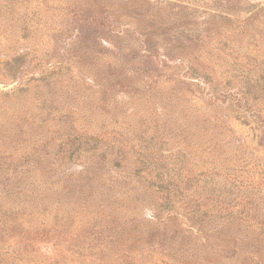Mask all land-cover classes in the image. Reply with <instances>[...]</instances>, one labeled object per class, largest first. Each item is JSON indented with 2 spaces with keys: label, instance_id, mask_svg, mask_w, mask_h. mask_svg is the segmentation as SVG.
I'll return each instance as SVG.
<instances>
[{
  "label": "rangeland",
  "instance_id": "rangeland-1",
  "mask_svg": "<svg viewBox=\"0 0 264 264\" xmlns=\"http://www.w3.org/2000/svg\"><path fill=\"white\" fill-rule=\"evenodd\" d=\"M257 116L264 119V0H0V247L10 251H0V264L21 255L25 261L14 264H79L82 247L103 264H130L150 240L156 241L150 248L157 264L176 254L180 241L170 247L148 234L137 246L133 238L142 229L130 235L127 249L134 254L113 248L109 258L93 249L111 235L90 229V217L79 207L93 194L95 207L105 198L113 202L105 217L113 215L125 228L124 250L126 221L163 231L149 221L158 211L167 220L178 210L181 220L169 237L187 235L189 213L200 209L213 187L238 195L239 204L223 203L225 215L237 210L227 217L237 216L236 227L264 228V184L258 185L264 183V133ZM163 129L174 134L168 143L156 139ZM207 130L217 134L204 135ZM186 131L196 138L185 140ZM209 137L213 148L202 154V139ZM198 139L201 147L193 144ZM82 162H93L100 178L95 188L83 186L87 182L71 188L68 195L75 190L79 206L55 225V211L35 202L32 193L46 187L35 175L42 174L41 185L57 188L76 176ZM184 164L188 175L178 178ZM225 173L257 188L236 190ZM104 177L127 185V194ZM177 188L173 207L167 192ZM189 196L193 201L184 210L179 202ZM61 201L67 203L64 194ZM14 217L19 220L10 222ZM239 229L237 236L248 235ZM251 245L246 241L221 264H264L241 254L255 251Z\"/></svg>",
  "mask_w": 264,
  "mask_h": 264
},
{
  "label": "trees",
  "instance_id": "trees-1",
  "mask_svg": "<svg viewBox=\"0 0 264 264\" xmlns=\"http://www.w3.org/2000/svg\"><path fill=\"white\" fill-rule=\"evenodd\" d=\"M185 61L186 59L184 58H181L180 60V62H185ZM217 98H218L217 96H210V99L212 100H215ZM219 100H221V97H219ZM237 101H239V99H237ZM14 112H18V111H14ZM257 117L259 118V124L261 126L262 132L264 133V119L259 116ZM205 124L208 127L211 126V124L208 122H206ZM208 130L204 132V135H207L208 132H210L211 135L217 134L215 130H212V131H208ZM186 132H188V134L185 137V140L188 137L190 141L196 138L194 137L193 133H190V131H186ZM142 133L148 134L147 131H142ZM155 135L157 136L156 139L158 140V142L168 143V140H170L169 136L174 135V134L169 133L166 129H163L161 131L158 130V133L156 132ZM94 139H95L94 141H97V142L101 141L99 137L94 138ZM198 141L199 139L196 140L195 143L193 144L199 147H201L200 145L201 143L206 144V147L201 149V153L203 154L206 151L207 147L209 150L213 148V144L215 143V138H212V137L204 138L202 139L201 143H198ZM262 141H264V139ZM73 143L74 142H72L71 148H73ZM112 144L113 146H115L117 145V142L114 141L113 143H109V145H112ZM67 146H70V145H67ZM86 146H89L91 150L97 149L92 144H88ZM214 146H215L214 148L217 151H219V148L217 149V144H215ZM120 147L124 149L123 145ZM81 148H85V147L81 146ZM185 148H187V145L185 146ZM90 149L89 150L87 149L86 151H90ZM78 150H80V147L78 148ZM187 151L189 155H191V158H192L193 151H189V150ZM63 153H60V157L55 158V161H56L55 165H58V166L62 165L60 160L62 159L61 157L63 156ZM127 155H128V152L126 151V156ZM37 158H38V162L40 161H42L43 163L46 162L44 160L45 156L43 157L41 153H38ZM126 163L129 165L128 161H126ZM186 164L180 165L184 167H180L181 173L178 174V178H181L182 174L184 173H185V177H187L189 170L187 169ZM128 165L127 167H130V165L129 166ZM79 166L81 167V169L80 171L77 172L76 176H70L69 178L62 179L59 183L61 185H59V187L57 188L52 187V185H55V183L51 184V187H47L46 185L47 183H43V185H41V182L44 179L42 177V174L35 175V177L39 176L38 186H46L45 191L39 190L37 191V193L36 192L32 193L33 195H35L34 196L36 198L35 202H38V203L46 202L51 208V211L52 212L55 211V222H56L55 225L60 224L61 226V224H64L68 218L70 209H72L75 206L77 207L79 206L77 205V203L79 202V199H77L75 190L73 194L68 195L71 188L73 189V187H75L76 185L77 186L80 185L81 182L82 183L87 182L83 184V186H86L88 188H93V187L95 188V181L99 180L100 178L93 171V162H90L89 164L82 162V164ZM45 174L47 175L48 173H45ZM221 176L223 179H225L227 185H229V183H232V185L235 186L234 189L236 190H240L242 188H245L247 190L257 188V183L255 182L248 184V186H244L241 184L242 182L238 180L237 177H235L234 175H228L225 173V174H221ZM107 177H104L103 179L105 183L107 182L108 184L115 186L114 188L116 190L117 188H119L124 195L127 194L126 193L127 192L126 190L128 189L127 185H123L119 182H116V183L112 182ZM262 180L264 181V177H262ZM19 181H22V180L19 178ZM219 184L221 186V184L223 183H218V185ZM262 184H264L262 181L258 182V185L262 186ZM6 186L12 187L14 186V183L9 182ZM178 191H179V188L175 189L172 192H169V191L167 192L168 194H171V195L167 196L166 199L171 201L169 203H173L172 204L173 207L177 206L176 205L177 201H175L174 198L177 196ZM211 191H212L211 195L208 196V198L205 199L203 202L200 201L199 205H197L200 207V209H196L189 213L190 216H188V218L190 219L191 223L187 225L188 226L187 229L183 228L184 232L187 231V235H178L179 232H175L173 233L174 236L169 237V234H170L169 231L173 230V227H175L181 220V213L178 210H174L172 213H170L167 220H165L162 217L164 216L162 215V211H158L154 213L152 219H150L149 221L158 222L160 227L164 229L163 231L160 230L159 228H155L154 232H152V231H149L148 223L144 227H141L140 223L126 221V239H125L126 240V250L123 249L124 247H123V242H122L123 235L125 234L124 233L125 228H121L120 224L115 225V217L113 215L108 214L110 216L105 217V211L110 212L111 210V204L113 203L111 200H108L105 198V201L103 204H99L98 207H95V204L93 203L95 201V194H93L91 198L89 197V198L83 199L84 205L82 207L81 206L79 207L83 210V213L84 212L87 213L88 215L87 218L90 217V221H88V225L90 229L95 227L96 228L95 230L98 231V233L100 234L102 232L104 233L109 232L111 234V235H108L107 239H105V243L95 246L93 248V249L98 248L101 250V252L107 253L109 258L111 257L113 248H116L117 250H119L118 252L120 251L126 252V255H128V253L134 254L133 249H130V248L127 249L128 242L131 241L130 235H137L138 233L136 232L142 229L144 234H142L139 238H133L134 239L133 243H136L137 246L142 245V242L138 243V239L139 241L146 239L145 238L147 236L146 234L149 235V238L150 237L151 238L158 237L160 239L162 238L164 241H167L169 243L170 247H174L173 242L180 241V244L176 246L177 248L174 247L173 249L176 252V254L163 255L164 258L168 257L167 264H221L223 262L222 260L224 258H228L229 254H233V255L238 254L240 252V248H243V245H245L246 241L251 242L252 244L251 248L255 250V251H249L248 253L246 250L241 251V254H243L246 257V260L248 261L250 260V258L255 257L263 261L264 260V228L261 227L260 229L259 227H253L252 226L253 224H251L250 226L248 225L246 227L244 225L240 227H236L233 220H235L237 216L233 215L232 216L233 218L230 217V219L227 217L230 215V213L233 214L237 210L234 211L235 209H231L229 214L225 215V212H227L228 208L224 207L223 203L225 201V202H233V203L235 202L239 204L240 200L238 199V195H235V193L232 192V190H230V192L227 191L223 193L221 187L220 189L213 187ZM41 192L43 194L42 196L39 195L41 194ZM6 193L9 194L11 192L10 190H8ZM61 194H64L65 202L67 203H64L63 201H61ZM214 194H217L218 197H214ZM150 195L154 196L152 194ZM211 198L213 200V203H208V201H210ZM159 200H163L162 197H160ZM192 201H193L192 196H189L188 201L186 198V201L184 199V202L181 201L182 203L179 202V204H182L181 208H183L184 210H187V208L189 207ZM26 204L29 205L28 203ZM201 207H205V209H202ZM240 214H243V212H240ZM29 215H32V214H29ZM203 217L213 218V222H210V223L208 222L206 224L205 222H207V219H203ZM16 218L17 217L10 219V222H16L15 220H19ZM222 220H225V221H222ZM181 226H183V224H181L179 227ZM209 226L212 227L210 231L211 234L208 231H205L207 230ZM241 227H243L246 230V233H248V235L247 234L243 235V237L237 236V231L240 230L239 228ZM260 230H263V233H261ZM52 231L54 230H49V232H52ZM258 231H259V234H258ZM249 235L250 236L253 235L254 237H250ZM153 242H156V241H151V240L149 242L146 241L147 244L145 245V247H142L140 250V252H142L141 256L133 259V262L130 264H157V261L153 259V256H157L158 253L155 250L152 251L150 248V247H154L152 245ZM183 245H185V247H183ZM158 247L160 248V250H164V248L161 247V243L158 244ZM178 247H180V249H178ZM80 250L82 251V253H80L82 255V259L81 258L78 259L77 262H79V264H103L104 259H101L98 257L94 259V257L88 255L89 247H82ZM0 251L4 255L9 256V253H10L9 248L4 249L3 247L2 248L0 247ZM29 255H30L29 253L26 254V256L28 257ZM15 259H17V262L25 261V258H23L22 255L18 257L15 256L13 260L15 261ZM28 260L34 261L31 258ZM14 261L11 262L10 260L6 263L4 261V263L2 264H14ZM163 263L165 262L163 261Z\"/></svg>",
  "mask_w": 264,
  "mask_h": 264
}]
</instances>
